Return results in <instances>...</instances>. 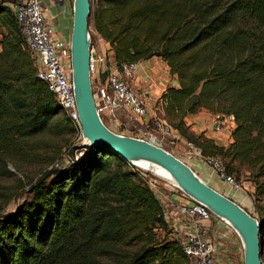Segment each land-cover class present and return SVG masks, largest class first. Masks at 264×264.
<instances>
[{
    "label": "trees",
    "instance_id": "1",
    "mask_svg": "<svg viewBox=\"0 0 264 264\" xmlns=\"http://www.w3.org/2000/svg\"><path fill=\"white\" fill-rule=\"evenodd\" d=\"M91 3L88 22L109 44L115 66L162 60L177 82L158 101L165 116L178 119L168 124L204 156L219 159L235 180L231 162L252 169L254 202L264 188V0H96L95 8ZM201 110L233 117L227 147L188 135L185 117ZM61 114L72 124L38 79L15 15L1 1L0 149L16 147ZM85 149L44 173L30 186L29 200L0 215V264H80L88 246L105 235L141 244L128 264H187L159 199L129 163L105 147ZM98 195L112 197L114 206L92 221L88 208ZM161 227L168 233L158 240L153 230Z\"/></svg>",
    "mask_w": 264,
    "mask_h": 264
},
{
    "label": "built area",
    "instance_id": "2",
    "mask_svg": "<svg viewBox=\"0 0 264 264\" xmlns=\"http://www.w3.org/2000/svg\"><path fill=\"white\" fill-rule=\"evenodd\" d=\"M13 9L25 47L36 58L38 79L46 84L65 116L72 124L79 126L71 79L70 42L55 37L54 29L46 22L44 10L38 0H15ZM91 52L93 53L92 50ZM94 55L95 59L90 61V76L91 79L98 80L96 66L92 68L94 60L98 59L95 53ZM139 68L140 63L122 64L112 68L109 60L105 62L103 81L92 86L95 107L102 121L115 125L121 123L118 113L122 112L126 118L135 120L139 126L147 125L143 120L147 115L144 100L130 84ZM213 127L219 132L222 129L220 120L215 119ZM152 131L155 134L150 133L148 141L158 144L159 147L165 140L173 139L171 126L162 118L152 119ZM181 150L188 166L196 174L200 167L208 168L211 176L222 181L233 191L241 192L250 198V191L242 182L235 180L232 175L225 174L219 159L204 156L201 150L190 142H184ZM64 166L61 163L54 164L55 168ZM135 173L159 199L165 218L171 214L177 216L174 222H170L176 232L175 236L180 240L182 252L191 264H225L226 261L222 263L218 260L215 242L209 237V224L215 218L212 213L203 205L193 202L176 185L170 183L168 192H165L156 182H152L151 178H147L144 172ZM261 264H264V254L261 256Z\"/></svg>",
    "mask_w": 264,
    "mask_h": 264
},
{
    "label": "rangeland",
    "instance_id": "3",
    "mask_svg": "<svg viewBox=\"0 0 264 264\" xmlns=\"http://www.w3.org/2000/svg\"><path fill=\"white\" fill-rule=\"evenodd\" d=\"M220 1L221 3H223L227 0ZM95 2L96 0H92L91 4L93 8L96 7ZM13 13L15 15L14 9ZM247 24L253 23L248 22ZM88 28L90 37V50L93 51V54L95 53L97 55V52H99V45L103 43V39H101L100 36L96 34L91 21L88 22ZM32 56L34 57L33 54ZM108 59L109 58H107L106 55V62H108ZM96 64L97 60H94V62L92 63V68H94ZM99 81H103V79H91V85L94 86ZM157 105L159 106V102H157ZM204 111L213 116L214 120L218 119L225 125L227 123L226 121L224 122V120H226L227 117H231L233 119L232 116L221 117L216 116L215 114H212L207 110ZM165 115L166 114L164 110L162 108L160 109L159 107L157 118H162L171 125L173 123L175 124L178 121V119L173 117V114H169L168 116ZM64 118L65 117H63L62 114L58 115L53 119L50 126L45 130L31 137L22 139V141H20V143H18V145L12 149H0V215H4L13 211L15 207L24 199L29 200L31 197V195L28 193L30 186L34 185V183L38 179H40L44 175V173L55 168V163L66 165L73 158H79L85 152L86 146H83L84 140L81 135L80 127L78 125H74L69 123L68 121H65ZM125 121V123L118 122L116 125L111 124L105 120H103L102 122L105 123L104 125H106L114 133L136 139L148 141L150 139V133L155 134L152 131V123H148L146 126L142 127L139 126V124L133 119L126 118ZM184 126L182 127L183 129L185 128ZM120 127H122L123 129L120 130ZM234 127L235 124L233 125L232 130L234 129ZM171 128L178 133L179 137L175 138L173 136V139L165 140L160 147L170 152L187 164L183 155V151L181 150L184 143L180 146L179 142L181 140H183V142L188 141L184 137H182L180 133L176 129H174V127ZM188 135L192 138H195V135ZM198 141L201 142L200 140ZM150 143L154 144L153 142ZM155 145L159 146L158 144ZM223 160L224 162H228L227 159ZM230 164L237 171L235 175L236 178H238V182L240 181L244 183L245 187L250 191V193L255 191V184L253 182L252 176H250V173L253 172V170L247 168L246 166H241L237 162H231ZM129 165L132 172H144L147 178H151L152 182H156V184L160 186L163 191L168 192L171 184L164 177L158 176L157 174L152 173L150 170H144L138 166L131 164ZM197 175L199 176L198 173ZM260 180H262V178ZM262 190V192L257 193V195L254 196V202L251 200L252 206L249 207L246 204L239 205L247 213L253 215V217L259 222V224L261 222V225L264 229V188H262ZM175 197L177 199H180L178 195H175ZM113 204L114 203L112 201V197L110 196L98 195L94 197L92 204L88 208L89 212L91 213L90 220L93 219L92 221H94V218H100V216L98 215L100 211L110 208V206H112ZM175 219H177V216L175 214H171L169 217L165 218V221L169 227H172L170 221L172 220L174 222ZM224 224L229 226L225 222ZM171 229L173 234L175 235L176 232L173 228ZM153 233L158 240H161L168 233V231L167 229H164V227H161L154 229ZM234 234L235 238L240 242V239L238 238L236 232ZM262 239V248L264 254V235L262 236ZM140 246L141 244L137 241H134L133 239L118 240L112 239L109 236L105 235L100 237V239H98L95 244L88 246V257L80 264H128L129 259L134 254V252H136L140 248ZM187 264H191V262L189 261ZM225 264H228V262H226Z\"/></svg>",
    "mask_w": 264,
    "mask_h": 264
},
{
    "label": "water",
    "instance_id": "4",
    "mask_svg": "<svg viewBox=\"0 0 264 264\" xmlns=\"http://www.w3.org/2000/svg\"><path fill=\"white\" fill-rule=\"evenodd\" d=\"M90 8V0H73L69 40L76 111L81 135L87 141L83 146L105 147L131 165L137 166L136 160H143L164 169L186 196L206 207L213 216L236 232L242 248V264H261L263 245L259 236L260 224L254 217L235 201L209 186L186 163L162 147L146 140L116 134L104 125L95 107L91 85L90 61L96 56L90 50Z\"/></svg>",
    "mask_w": 264,
    "mask_h": 264
},
{
    "label": "crops",
    "instance_id": "5",
    "mask_svg": "<svg viewBox=\"0 0 264 264\" xmlns=\"http://www.w3.org/2000/svg\"><path fill=\"white\" fill-rule=\"evenodd\" d=\"M7 5L12 11L15 0H0ZM44 10V17L48 24H50L55 32V37L60 40L69 41L72 21H73V0H38ZM99 52H97V64L95 72L97 79L104 78V68L106 62V55H108L109 62L113 68L115 64L111 62L112 52L108 43L104 42L99 45ZM167 65L159 58H151L147 61L140 62V68L134 79L130 84L143 98L147 115L144 118L145 123H152L154 117H158L159 106L157 102L169 85L177 86L176 77L171 76L168 72ZM118 119L121 123H125L126 116L118 113ZM185 125L190 133L193 135L202 134L204 137L211 139L218 146L227 147L232 142L231 131L233 128V119L227 117L226 125L223 123L222 129L217 132L214 130V117L208 112L201 110L200 112L185 117ZM225 125V126H224ZM173 136L178 138V133L173 130ZM180 146L184 143L183 140L179 142ZM201 179L209 186L229 197L238 204H246L252 206L250 198L245 197L241 192H236L226 186L222 181L210 175L208 168L200 167L196 171ZM244 184V183H243ZM245 186V185H244ZM235 232L224 222L215 218L209 224V237L215 242L217 248V257L220 262H230V264H242L241 259V245L239 240L235 238ZM235 238V239H234ZM235 258V259H234ZM228 260V261H227Z\"/></svg>",
    "mask_w": 264,
    "mask_h": 264
},
{
    "label": "bare ground",
    "instance_id": "6",
    "mask_svg": "<svg viewBox=\"0 0 264 264\" xmlns=\"http://www.w3.org/2000/svg\"><path fill=\"white\" fill-rule=\"evenodd\" d=\"M83 140H84L83 144H87V141L85 139ZM135 164L139 166L140 168H143L145 170H150L152 173H155L158 176L164 177L169 183H172L174 185V181L164 169L158 166H155L153 164L144 162L143 160H136Z\"/></svg>",
    "mask_w": 264,
    "mask_h": 264
}]
</instances>
